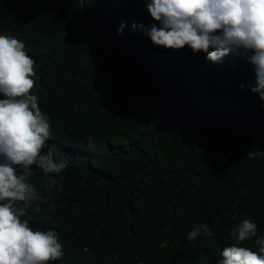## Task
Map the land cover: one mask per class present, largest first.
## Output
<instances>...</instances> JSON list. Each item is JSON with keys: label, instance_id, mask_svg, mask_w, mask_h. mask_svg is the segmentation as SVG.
<instances>
[{"label": "trees", "instance_id": "trees-1", "mask_svg": "<svg viewBox=\"0 0 264 264\" xmlns=\"http://www.w3.org/2000/svg\"><path fill=\"white\" fill-rule=\"evenodd\" d=\"M146 2L0 0V35L34 61L30 94L51 133L41 154L66 164L51 189L39 166L28 177L47 202L21 220L62 245L47 264H219L233 244L264 256V101L252 66L154 45ZM244 219L257 235L238 242L230 234ZM200 224L212 237L189 241Z\"/></svg>", "mask_w": 264, "mask_h": 264}, {"label": "clouds", "instance_id": "clouds-1", "mask_svg": "<svg viewBox=\"0 0 264 264\" xmlns=\"http://www.w3.org/2000/svg\"><path fill=\"white\" fill-rule=\"evenodd\" d=\"M146 9L159 22V27L141 25L154 45L171 49L188 45L213 62L229 54L244 56L255 75L251 91L264 101V0H150ZM122 32L123 24L117 34ZM24 49L17 38L0 35V93L5 97L0 99V264H47L63 256L54 231H34L21 220L34 202H47L28 180L32 166L49 176V189L56 184L50 174L58 175L66 167L52 153L41 154L51 136L50 126L37 96L30 94L34 61ZM88 139L93 147L91 136ZM201 232L213 235L208 225L200 224L187 239L195 240ZM230 235L238 242L249 240L257 235V225L244 219ZM255 244L264 253V236ZM221 254L219 264H264V256L236 244Z\"/></svg>", "mask_w": 264, "mask_h": 264}, {"label": "water", "instance_id": "water-1", "mask_svg": "<svg viewBox=\"0 0 264 264\" xmlns=\"http://www.w3.org/2000/svg\"><path fill=\"white\" fill-rule=\"evenodd\" d=\"M246 147H247V150L249 151V147L246 145ZM250 152V151H249Z\"/></svg>", "mask_w": 264, "mask_h": 264}]
</instances>
